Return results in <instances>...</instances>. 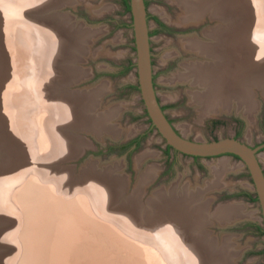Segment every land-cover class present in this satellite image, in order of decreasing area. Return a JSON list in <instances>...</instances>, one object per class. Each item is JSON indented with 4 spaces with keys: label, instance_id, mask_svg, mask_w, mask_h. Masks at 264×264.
I'll return each instance as SVG.
<instances>
[{
    "label": "rangeland",
    "instance_id": "1",
    "mask_svg": "<svg viewBox=\"0 0 264 264\" xmlns=\"http://www.w3.org/2000/svg\"><path fill=\"white\" fill-rule=\"evenodd\" d=\"M35 1L37 0H0V66L2 65L0 70L5 68L8 74H13L12 78L10 74H6V78H0V114L3 115H0V148H2V150L0 149V158L2 157L0 160L4 162L8 157L14 156L9 165L6 164L9 169H11V162L14 165V161L18 160L17 164H21L22 161L25 163L27 174L31 170L28 175L29 180H24L25 175L18 174L19 178L21 177L19 181L22 187L19 191L15 190L19 194L27 190L24 194L29 195L32 199L29 202L31 206H27L25 200L20 199L19 195L20 202L18 201V204L17 200L13 201L10 198L0 202V205L2 204L0 206V232L3 235L0 238V264H62V260H58L57 245L64 241L66 233H62L66 232L67 228L77 226L76 222L71 223V218L78 220L83 226L88 223V227L85 226L87 229L90 228L95 234L100 231L102 236L100 238L95 235L81 234L79 238L85 239L87 242L80 246L70 245V249L77 252V256L73 258L66 255L65 264H197L195 257L192 259L191 256L190 258L189 254L193 249L190 247L189 241L197 235L198 230L206 231L203 237H210L208 240L213 238L216 241L213 245L215 252L221 249L222 242L223 245H227L228 264H264V234H258L248 224L257 223L259 219L260 210L257 201L239 196L224 197L228 195V192L248 191L253 194L250 177L241 161L229 155L197 159L180 153L170 156L165 153V143L158 133L153 130L148 132L150 123L147 116L144 115L142 100L138 91L130 87L132 84H136L134 67L123 71L130 62L134 63L135 48L130 13L124 12L120 0H38L37 3ZM185 1L148 0L146 7L147 14L157 17L169 28L168 32L164 31L153 18H148L153 75L155 76L154 86L162 107H165L166 115L175 128L191 140L210 141L220 137L234 136H238L240 140L250 144L262 140L264 137V96L261 87L253 88L255 99L258 102L254 118L250 122L246 119L248 123L245 121L237 123L233 117L241 113L235 109L229 112L205 113L203 108L200 109L191 103L189 99L190 83L185 80L173 79V75L177 73L182 62L196 60V58L197 60L202 59L199 54L185 50L181 45L183 38L194 36L204 40L206 36H203V31H210L221 23L216 17H211V14H214V9L218 6L217 0L208 5L206 11L203 10L204 8L201 9V13L195 20H190L189 14L191 10H197L195 7L199 5V0ZM31 2L33 3L29 5ZM231 2V8L236 10V15L233 17L234 22L238 25L231 32V34L233 33L231 36H235L237 32L239 36L242 35V38L236 34L235 39L241 38L246 41L248 39L247 42H250L254 35L259 36L257 39L260 40L261 37L257 34L262 31L260 24L264 27V0H231ZM194 5L195 7H193ZM246 5H249V9ZM94 9L95 12H92ZM256 13L259 15L257 16ZM248 16L250 17L248 18ZM81 17L88 24L80 20ZM251 18L257 20L251 21ZM229 21H233L232 16L227 19L226 23H230ZM256 21L260 24L258 25ZM226 23L224 22V24ZM256 24L258 28H261V31L256 29ZM80 28L82 33L78 31ZM253 28L256 31L252 32ZM16 31H19L18 34L21 37L17 35ZM39 34H43L41 44L44 47V52L39 50L40 44L34 40V36L40 37ZM249 35H252L250 39ZM231 36L228 35L229 38ZM26 37H31V40ZM38 40L40 39L37 38ZM25 41L26 43H24ZM247 51L251 52V50ZM262 51L264 52V49ZM17 68L18 70H16ZM214 68L216 70V67ZM68 71L72 72L66 73ZM75 71L82 72L83 76ZM211 74L214 76L215 73ZM99 86H102L101 93L96 95L95 88ZM199 90L197 89V91ZM68 97L82 100L74 104L73 100ZM39 99L40 102L42 101L41 103ZM63 99L67 100V105L58 109L61 110L64 117L59 115L57 110H53L54 113L53 111L48 113L47 110L50 107L48 106V109L45 103L48 102V105L53 102L61 103ZM45 106L47 109H44ZM11 107L13 108L11 109ZM58 116L62 118L57 119ZM13 121L19 122H15L14 126ZM23 132L24 136H22ZM137 135H143L137 148H130L122 152L118 151V148V150L108 151L110 146L116 147ZM9 137H12L11 141ZM44 138L47 139L46 143L43 141ZM59 139L63 140L60 150L62 143H58ZM13 143L15 148H18L17 151L13 147ZM25 143L28 146H25ZM28 151L30 152L28 153ZM262 152L264 149L259 154ZM111 153H116L117 156H112ZM144 153L146 155L138 159ZM17 155L19 159H22H20L21 161L17 159ZM2 161L0 175L6 170L5 162L2 163ZM91 162H94L93 167L96 171L100 170L102 173H104L103 169L117 165V168L111 171L113 173L111 177L119 178L118 180L121 181L120 185L112 183L116 190L108 198L109 200H104L103 196L96 192H94L95 200L90 201L89 199V192L87 193L85 189L91 186L90 180L92 179H83V173ZM222 162H226L228 166L217 178H213L211 169L215 168L214 165ZM262 165L264 166L263 163ZM149 166L156 168L154 174L152 178L148 179L149 181L142 184V187L139 186V189L138 181L141 174ZM10 182V180H5L3 184H0V188L3 186L1 195H7L12 191ZM170 187L176 190L173 196L164 194L165 189ZM39 194L48 196L49 202L42 203V208L46 209L47 203L48 205L53 203L51 206L55 207V210H52L54 212L61 211L62 208L59 209V206L65 203L64 207L66 208L62 210L64 214L52 213L50 209L45 217L41 216L39 212L40 218L37 217L31 222L28 217L24 218V215L10 218L8 215L11 216V214L7 215L5 212L7 209L25 212L29 208H32L33 211V208L41 207L40 204L34 203L37 202ZM193 194L195 201L198 202L194 205L204 207L205 214L210 215L209 213L212 214L218 207L223 209L232 204L238 206V213L226 221L213 220L210 223L201 214V217L204 218L196 221L198 228L194 229L192 225H189L187 216L190 213H188L191 208L190 201L185 200L186 198L190 199ZM56 196L61 200L57 210L56 204L59 201L56 200ZM62 197L65 201L61 199ZM174 199L185 200L187 210H179L178 207L176 209L174 205L173 215L172 210L167 207L169 204L166 206V200ZM158 200L164 201L161 209H158L159 213L163 215L170 211L174 217L173 220L168 219L166 215L161 218L157 212L158 215H155V211H153L155 205L153 204L154 202L160 204ZM6 201L8 202L6 203ZM78 202L80 204L77 206ZM32 204L38 206L32 207ZM73 205L76 206L74 210H72ZM2 207H5L6 210ZM80 207H82V214L78 211ZM132 207L136 210L133 211ZM3 209L5 211L2 212ZM67 209L70 210V213ZM54 214L62 215L60 219L64 220L63 225H59L60 230L63 228V232L59 233L61 236L63 235V240L59 244L58 237L60 235L53 230L58 217ZM148 214L152 215L151 218ZM29 215L30 213L26 216ZM84 217L86 218L84 219ZM18 218L30 221L17 222L20 220ZM167 220L171 222V225ZM27 222L29 225L26 224ZM24 224L29 226L26 230H32L30 235L21 230V228H25L22 227ZM14 226L19 227L16 229ZM43 228L47 229L48 237L51 235L49 238H45V233H42ZM8 229L11 231L9 232ZM118 229L120 230L118 231ZM20 230L23 234L26 233V238L29 236L28 239L19 237V235H23ZM120 232L121 234H118ZM7 233L10 234L6 235ZM14 235L20 239L18 240V237ZM21 239H24L23 243L19 242ZM213 239L212 241H214ZM22 244L25 247L29 246L24 247L23 251ZM44 244L45 247L47 246L46 249ZM88 244L94 246L95 250L88 249ZM25 249L30 252L28 255V251L26 252ZM21 255H24L25 258Z\"/></svg>",
    "mask_w": 264,
    "mask_h": 264
},
{
    "label": "bare ground",
    "instance_id": "2",
    "mask_svg": "<svg viewBox=\"0 0 264 264\" xmlns=\"http://www.w3.org/2000/svg\"><path fill=\"white\" fill-rule=\"evenodd\" d=\"M63 1V0H62ZM184 1V0H183ZM187 1V0H186ZM185 1V2H186ZM191 1H193V0H191ZM198 1V0H197ZM213 1L214 0H199V5L197 6V7H195V5H197V4H195L193 7H195V8H197V10H191L190 11V14H189V18H190V20H195V18H197V16H198V14L199 13H201L200 12V10L201 9H203V10H205L206 11V7L208 6V5H210L211 3H213ZM218 1V6H216V8L214 9V14H211V17H216L221 23H223V24H221V23H219V25H217V26H215L213 29H211L210 31H208V30H205V31H203V36H206L205 38H204V40H200V39H198V38H196V37H194V36H188V38H183V41H182V44L181 45H183V47L185 48V50L186 51H193V52H195L196 54H199L200 56H202L201 58L202 59H198L197 60V58H196V60L194 59V58H192V59H194V60H189V61H184V62H182L181 63V65H180V68H179V70H177V73H175L174 75H173V79L174 80H176V79H180V80H185L186 82L188 81L189 83H190V85H191V89L189 90V99H190V101H191V103L193 104H195L198 108H200V109H202V110H204V112L205 113H216V112H218L219 113V111H226V112H229L230 110H233V109H235L237 112H239V113H241L242 115H244L245 117H246V119L250 122V120H252L253 118H254V115H255V111H256V109H257V106H258V102H257V100L255 99V91H254V87H256V86H259V87H261V92H262V95L264 96V52L262 51L263 49H264V27H263V25H261L260 24V22H258L257 23V21H256V23L259 25L260 24V26H262V31H261V28H258V25H257V28H256V25H255V28L257 29V30H259V31H261V33H258L257 35H260V37H261V39L259 40V39H257V37H259V36H254L253 35V37H255L254 38V40L251 42V40H252V38H251V40H250V42H247L248 41V39H247V41L245 40V39H241L242 38V35L241 36H239L238 34H237V32H236V34L238 35V37H241L240 39H235L236 37V34H235V36H231L232 34H231V32H233L234 31V29L235 28H237L238 27V25H236L235 24V19L233 18L235 15H236V10L234 9V8H231V4H232V2H231V0H217ZM236 1V0H235ZM238 1V0H237ZM243 1V0H242ZM38 2V0L37 1H35V3H37ZM41 2V1H40ZM39 2V3H40ZM48 2V1H47ZM65 2V1H64ZM29 3V2H28ZM33 2H31L29 5H31ZM246 3V2H245ZM194 4V3H193ZM248 4V3H247ZM37 5V4H36ZM39 5V4H38ZM42 5V4H41ZM185 5H187V4H185ZM233 6V5H232ZM235 6V5H234ZM243 6H244V4H243ZM247 6V8L249 9V5H246ZM253 6V5H252ZM251 6V7H252ZM33 7H34V4H33ZM183 7V6H182ZM184 8H185V6H184ZM26 9H27V7H26ZM185 9H187V8H185ZM189 9V8H188ZM193 9V8H192ZM92 12H95V9L94 10H92ZM187 12V11H186ZM247 12V11H246ZM257 14V13H256ZM256 14H255V16H256ZM259 14H257V16H258ZM202 16V15H201ZM232 16V19H233V21H229L230 23H226V21H227V19L228 18H230ZM247 16V15H246ZM255 16H253L254 18H255ZM250 16H248V18H249ZM253 18V19H254ZM257 18V17H256ZM253 19L251 18L250 20L251 21H253ZM261 19V18H260ZM197 20V19H196ZM245 20H247V19H245ZM254 20H257V19H254ZM259 20V19H258ZM264 20V19H263ZM261 21V20H260ZM179 22V21H178ZM224 22L226 23V24H224ZM243 23V22H242ZM252 23V22H251ZM245 24H247V23H245ZM82 28V27H81ZM80 28V29H81ZM255 28H253L254 30L252 31V32H254V31H256V29ZM78 30V31H80V33H82L81 31H82V29L81 30ZM83 30H85V29H83ZM231 30V31H230ZM239 30V29H238ZM242 30V29H241ZM240 30V31H241ZM244 30V29H243ZM248 30H251V29H248ZM10 31H11V29H10ZM11 32H13V31H11ZM17 32V35L19 36V31H16ZM258 32V31H257ZM14 33V32H13ZM85 33V32H84ZM27 34V33H26ZM241 34H242V32H241ZM11 35V34H10ZM25 35V34H24ZM43 35V34H42ZM42 35H40L39 34V36L41 37H36V36H34L35 38H34V40H36V42H38L39 44H40V47H39V50L41 51V52H44L43 51V45L41 44V39H43L42 37ZM81 35V34H80ZM228 35L229 36H231L230 38L228 37ZM8 36V35H7ZM32 36V35H31ZM248 36V35H247ZM250 36H252V35H249V39H250ZM19 37H21V36H19ZM82 37V36H81ZM22 38H23V36H22ZM27 38V37H26ZM30 40H31V37H28ZM27 38V39H28ZM37 38H39L40 40H38L37 41ZM244 38V37H243ZM25 40V39H24ZM182 40V39H181ZM33 41V40H32ZM35 42V41H34ZM35 42V43H36ZM21 43V42H20ZM24 43H26V41L24 42ZM10 44V43H9ZM262 49V50H261ZM23 50V49H22ZM247 50H251V52H249V51H246ZM18 51V50H17ZM36 51V50H35ZM26 52H27V50H26ZM26 55V54H25ZM25 59V58H24ZM28 61V60H27ZM26 61V62H27ZM13 62V61H12ZM27 65V64H26ZM2 66V65H1ZM0 66V67H1ZM25 66V65H24ZM11 67V66H10ZM9 67V68H10ZM214 67H216V70H214L215 68ZM16 70H18V68L16 69ZM15 70V71H16ZM24 70V69H23ZM77 70V69H76ZM28 72V71H27ZM72 71H68V72H66V73H71ZM75 72H77V71H75ZM215 73L214 74V76H213V74H211V73ZM210 73V74H209ZM6 74H8L6 71H5V68H2L1 70H0V78H2V77H4V78H6ZM10 74V77H11V75L13 76V74H11V73H9ZM8 74V75H9ZM28 74V73H27ZM26 74V75H27ZM76 74V73H75ZM77 74H79V75H82V72H77ZM17 75V74H16ZM33 75V74H32ZM65 75V74H64ZM71 75V74H70ZM83 76V75H82ZM9 77V76H8ZM12 78V77H11ZM32 78V77H31ZM3 81V80H2ZM5 81H6V79H5ZM7 81H8V83H9V80H8V78H7ZM8 83H7V85H8ZM11 83V82H10ZM101 84V83H100ZM10 86V85H9ZM15 86V85H14ZM29 86V85H28ZM258 87V88H259ZM101 88H102V86H99V87H97V88H95V92H97V94L96 95H98L99 93H101ZM197 89H200L199 91H197ZM15 96V95H14ZM29 96V95H28ZM66 98V97H65ZM69 98V97H68ZM70 100H73V103L74 104H77V102L79 103V101L80 100H82V99H80V98H76V97H74V98H69ZM39 102H40V99H39ZM42 102V101H41ZM40 102V103H41ZM32 103V102H31ZM43 103H45L44 101H43ZM35 104V103H34ZM45 105H47V108L49 109V107H50V109L49 110H47L48 111V113H49V111H53V110H57V111H59V112H57V113H59V115H61V116H63L62 114V112H61V110H59L58 108H60V107H63L64 105H67V100L66 99H63V101L61 102V103H59V102H53V104H51V105H48V102H47V104L45 103ZM44 106V105H43ZM49 106V107H48ZM27 107H28V105H27ZM13 107H11V109H12ZM17 108V107H16ZM20 108V107H19ZM46 108V106L44 107V109ZM46 108V109H47ZM54 108V109H53ZM8 111V110H7ZM43 111V110H42ZM55 111H53V113H54ZM41 113V112H40ZM47 113V114H48ZM113 113V112H112ZM8 114V113H7ZM46 114V113H45ZM67 114V113H66ZM0 115H2V114H0ZM19 115V114H18ZM17 115V116H18ZM21 115V114H20ZM19 115V116H20ZM51 115V114H50ZM54 115V114H53ZM3 116V115H2ZM7 116V115H6ZM24 116V115H23ZM22 116V117H23ZM29 117H30V115H28ZM37 116V115H36ZM55 116H57V115H55ZM61 116H58L57 117V119L60 117V118H62ZM1 117V116H0ZM34 117V116H33ZM54 117V116H53ZM64 117V116H63ZM77 117V116H76ZM14 118V117H13ZM21 118V117H20ZM22 119V118H21ZM41 119V118H40ZM36 120V119H35ZM61 120V119H60ZM16 121H13V125H14V123H15ZM17 122H19V121H17ZM16 122V123H17ZM22 122V121H21ZM62 122V121H61ZM11 124V123H10ZM25 124V123H24ZM16 125V124H15ZM14 125V126H15ZM33 125V124H32ZM43 125V124H42ZM6 126H8V125H6ZM28 126V125H27ZM27 126H24V127H27ZM4 129V128H3ZM12 129V128H11ZM17 129V128H16ZM7 130V129H6ZM9 130V129H8ZM13 130V129H12ZM20 130V129H19ZM18 130V131H19ZM42 130V129H41ZM17 131V132H18ZM21 131V130H20ZM19 131V132H20ZM28 131V130H27ZM7 132V131H6ZM13 132V131H12ZM36 133V132H35ZM19 134V133H18ZM17 134V135H18ZM28 134V133H27ZM34 134V133H33ZM33 134H31V135H33ZM22 135V134H21ZM39 135H40V133H39ZM45 135V134H44ZM15 136V135H14ZM22 136H24V132H23V135ZM17 137V136H16ZM10 138H12V137H9V140H10ZM33 138V137H32ZM41 138V137H40ZM24 139V138H23ZM29 139V138H28ZM46 138H44V142L46 143L47 142V139L45 140ZM22 140V139H21ZM26 140V139H25ZM57 140V139H56ZM11 141V140H10ZM23 141V140H22ZM29 141V140H28ZM59 141L60 142H58V143H62V144H60V148H59V150L62 148V146H63V140L62 139H59ZM17 142V141H16ZM43 142V143H44ZM69 142V141H68ZM2 143H4V142H2ZM15 143V142H14ZM12 144L13 145V147L15 148V144ZM8 144V143H7ZM11 144V143H10ZM18 144V143H17ZM41 144V143H40ZM24 145V144H23ZM27 144L25 143V146H26ZM30 146L32 145V144H29ZM0 146H1V144H0ZM28 146V145H27ZM6 147V146H5ZM79 147V146H78ZM30 148H32V147H30ZM35 148V147H34ZM45 148V147H44ZM1 150H2V148H0ZM17 149L18 148H15V150L17 151ZM28 149V148H27ZM10 150V149H9ZM21 150V149H20ZM24 150V149H23ZM78 150H79V148H78ZM12 151H14V150H12ZM19 151V150H18ZM42 151V150H41ZM15 152V151H14ZM26 152V151H25ZM30 151H28V153H29ZM50 152H52V151H50ZM6 153V152H5ZM60 153V152H59ZM79 153V152H78ZM18 154V153H17ZM31 154H33V152H31ZM44 154V153H43ZM42 154V155H43ZM58 154V153H57ZM9 155V154H8ZM11 155V154H10ZM28 155V154H27ZM54 155V154H53ZM144 155H146V153H144L143 155H141L140 157H138V159H140V158H142ZM2 156V155H1ZM13 156V155H12ZM56 156V155H55ZM7 157V156H6ZM14 157V156H13ZM11 158V157H8V159H6V160H4V162L2 161V160H0V165H1V161H2V163H4L5 165H4V167H5V171H3L2 173H1V175H0V184H3V182H5V180L6 181H8V180H10L11 182L10 183H12V187H10L11 188V190L12 191H10V193H8L7 195H1V193H2V187L0 188V202L2 201V200H6V199H12L13 201L15 200H17V204H18V201L20 200V199H22L23 201L25 200V203H26V205L28 206V205H30L31 206V204L29 203L30 202V200L32 201V199H31V197L28 195V196H26L24 193L27 191V190H25V192L24 193H18V191L19 190H21V187H22V185L20 186V181H19V179L21 178H19V175L18 174H23L22 176H24L23 178H24V180H29V178H28V175L31 173V170L29 171L30 173L29 174H27V171H25L27 168L25 167V163H23V161H22V163L20 164H17L16 162L18 161H14V165L12 164V162H11V169H9L8 167H7V165L6 164H8L9 165V163H10V161H11V159L13 160L14 158ZM2 158V157H1ZM0 158V159H1ZM38 158V157H37ZM259 158H260V161L264 164V152H262V153H260L259 154ZM4 159V158H3ZM17 159H19L18 158V155H17ZM21 159V158H20ZM19 159V160H20ZM44 159V158H43ZM22 160V159H21ZM20 160V161H21ZM28 160V159H27ZM143 160V159H142ZM8 163H7V162ZM29 161H31L30 159H29ZM19 162V161H18ZM28 162V161H27ZM94 163V162H93ZM93 163L91 162V163H89L88 165V169H86V170H84V173H83V179L84 178H88V179H92V180H90V182L92 183L91 184V186H88L87 187V189H85V190H87V193L89 192V194L88 195H90V201H94L95 200V198L94 197H96V196H94V192H96V193H98V195H102L103 196V198H104V200H107L109 197H111V195H112V193L114 194L115 193V190H116V188L113 186V184H115V185H118V183H119V185H120V181L121 180H118V179H113L111 176H113V173L111 172V171H113L115 168H117V165H115V167H107V168H105V169H103L102 171H104V173H102L100 170H98V172L96 171V169L93 167ZM35 164V163H34ZM138 164H139V162H138ZM91 165V166H90ZM215 166V168H213V169H211V172H212V174H213V178L215 177V178H217L218 177V175H220L222 172H223V170L225 169V167L226 166H228L227 164H226V162H222V163H218V164H216V165H214ZM2 167V166H1ZM33 168V167H32ZM7 169H9V170H7ZM95 169V170H94ZM154 169H156L154 166H149L148 168H147V170L145 171V172H143L142 174H141V178L139 179V185H138V188H139V186H141L142 187V184H144L145 182H147V181H149L148 179H150V178H152V175L154 174ZM2 171V170H1ZM7 171V172H6ZM14 171V172H13ZM32 173H33V171H32ZM42 173V172H41ZM34 174V173H33ZM43 175V174H42ZM40 176H41V174H40ZM39 176V177H40ZM60 178H62L61 176H59ZM140 177V176H139ZM46 178V177H45ZM5 179V180H4ZM101 180V185H100V180ZM124 179V178H123ZM32 180V179H31ZM43 180V179H42ZM59 180V179H58ZM89 181V180H88ZM220 181V180H219ZM8 183V182H7ZM113 183V184H112ZM8 185V184H7ZM6 185V186H7ZM5 186V187H6ZM41 188H42V186L41 185H39ZM4 187V188H5ZM25 187V186H24ZM7 188V187H6ZM44 188V187H43ZM204 188H206V187H204ZM15 189H18V191L17 190H15ZM26 189V188H25ZM140 189V188H139ZM185 189V188H184ZM192 189V188H191ZM201 189H203V188H201ZM45 190V189H44ZM121 190V189H120ZM186 190H187V188H186ZM204 190V189H203ZM16 191H17V193H16ZM41 191H42V189H41ZM47 191V190H46ZM98 191V192H97ZM137 191H138V189H137ZM175 191L176 190H174V188L173 187H170V188H166L165 189V195H172L173 196V194L175 193ZM84 192H86V191H84ZM118 192V191H117ZM122 192V191H121ZM185 192H187V191H185ZM39 193V192H38ZM49 193V192H48ZM36 194V193H35ZM42 194V193H41ZM123 194V193H122ZM20 196V199L18 200V198H19V196ZM59 195V194H58ZM159 195V194H158ZM37 196V195H36ZM52 196V195H51ZM84 196H85V194H84ZM118 196V195H117ZM120 196V195H119ZM122 196V195H121ZM124 196V195H123ZM35 197V196H34ZM48 196H46V195H40L39 194V197L37 198V202H34V203H37V204H42V203H44L45 201H47V202H49L48 201V198H47ZM55 197V196H54ZM195 197V195L193 194L191 197H190V199H185V200H187V201H190L189 202V205H191V208H189L190 210L188 211V213H189V215H187L188 216V219H189V225H192L193 227H194V229L195 228H198V225L196 224V221L198 220V219H203L204 217H206V220H207V222L208 223H210V222H212L213 220H216V221H222V220H227L229 217H234L237 213H238V206L236 207V205H234V204H232V205H229V206H225V208H223V209H220V208H218V209H216V211L215 212H213L212 214L211 213H209L210 215H208V213H206L205 214V212H204V207L203 208H201L202 206H199L198 207V205H197V207L194 205V204H197L198 202L197 201H195L196 199L194 198ZM86 198V197H85ZM116 198V197H115ZM159 198V197H158ZM174 198V197H173ZM36 199V198H35ZM41 199V200H40ZM62 200H64L65 201V199H64V197H62L61 198ZM70 200H71V198H69ZM22 200H21V202H22ZM56 200L57 201H59V203H57L56 204V210H57V207L60 205V199L59 198H57V196H56ZM109 200V199H108ZM185 200H177V199H174V200H166V206L169 204V206H167L170 210H172L171 212H172V214L174 215V213H173V209L175 208V206H176V209H177V207H178V209L180 210H183V211H185V210H187V204H185L186 202H185ZM9 201V200H8ZM8 201H6V203L8 202ZM36 201V200H35ZM40 201V202H39ZM67 201H69V200H67ZM3 202V201H2ZM12 202V201H11ZM20 202V201H19ZM39 202V203H38ZM55 202V201H54ZM84 202V201H83ZM151 202H153V201H151ZM151 202H150V204H151ZM158 202H160V200H158ZM162 202H164V201H162ZM162 202H160V204H155L156 202H154V204L153 205H155V206H153V208H154V210H153V208H152V210L153 211H155L154 213H155V215L157 216L158 214H160L159 213V211H158V209H161L160 207H162ZM171 202V203H170ZM6 203H4V204H6ZM27 203H29V204H27ZM33 203V204H34ZM70 203V202H69ZM69 203H67V204H69ZM112 203H114V202H112ZM112 203H111V205H112ZM20 204V203H19ZM22 204V203H21ZM23 204H24V202H23ZM32 204V205H33ZM51 204H53V203H51ZM51 204H49L50 206H51ZM80 203L78 202L76 205L78 206ZM82 204V203H81ZM2 205V204H1ZM0 205V206H1ZM9 205V204H8ZM43 205V204H42ZM42 205H41V207H37V206H35V205H33L32 207H37V208H33V211H32V208H29V209H27V210H25V212H21L20 210L18 211V212H16L17 211V209H16V211L13 209H7L6 210V208L5 207H2V208H5V210L3 209L2 210V212L3 211H5V212H7V215L8 214H11V216L10 215H8L10 218L13 216V218H15V216H17L18 215V217L20 216V215H24V218L26 217H28V219H30L31 220V222L33 221V220H35V218H40L39 216H40V214H41V216H44L45 217V214H47V213H49V210L51 209H54L55 210V207H53V206H49L48 205V203H47V206H49V207H47L46 206V209L45 208H42ZM55 205V204H54ZM64 205H65V203L63 204V205H60L59 207V209H61L62 208V210H63V208H66V207H64ZM109 205V204H108ZM175 205V206H174ZM16 205H14V207H15ZM19 206H21V205H19ZM24 206V205H23ZM70 206V205H69ZM101 206H102V204H101ZM220 206V205H219ZM7 207V206H6ZM22 207V206H21ZM1 208V207H0ZM12 208V207H11ZM15 208H17V207H15ZM19 208V207H18ZM74 208H76V206H74L73 205V208H72V210H74ZM81 208V209H80ZM79 209H78V211L80 212V214H82V207H80ZM98 208V207H97ZM112 208V207H111ZM156 208V209H155ZM166 208V207H165ZM110 209V208H109ZM150 209H151V206H150ZM201 209H203V210H201ZM56 211V212H60V214H64L63 213V211ZM95 210V209H94ZM112 210V209H111ZM114 210V209H113ZM132 210L134 211V210H136L134 207H132ZM166 210H167V208H166ZM178 210V211H179ZM1 211V210H0ZM67 211H68V209H67ZM70 211V210H69ZM68 211V212H69ZM241 211V210H240ZM39 212H40V214H39ZM54 211L52 210V213H53ZM56 212H54V213H56ZM95 212H97V211H95ZM94 212V213H95ZM120 212V211H119ZM125 212V211H124ZM158 214H157V213ZM161 212V211H160ZM168 213H164L163 215H161L160 217L161 218H163L165 215H166V217L168 218V219H170V220H173L174 219V217L171 215V212L170 211H167ZM181 212V211H180ZM203 212V213H202ZM243 212V211H242ZM30 213V217L29 216H26L27 214H29ZM70 213V212H69ZM68 213V214H69ZM100 213V212H99ZM121 214H122V212H120ZM132 213V212H131ZM152 213V212H151ZM184 213V212H183ZM60 214H54V215H56V217H57V219H59V220H55V226L53 227V230L55 231V232H57L58 234L60 233H62L63 232V228H62V230H60L59 228V225L61 224V225H63V221L64 220H62V219H60L61 218V216L62 215H60ZM97 214V213H96ZM95 214V215H96ZM124 214V213H123ZM126 214V213H125ZM201 214L204 216V217H201ZM4 215H5V213H4ZM39 215V216H38ZM88 215V214H87ZM87 215H85L86 217H87ZM90 215V214H89ZM106 215V214H105ZM109 215V214H108ZM243 215V214H242ZM21 216V217H22ZM50 216V215H49ZM104 216V215H103ZM148 216H149V214H148ZM147 216V217H148ZM152 216V215H151ZM151 216H149L150 218H151ZM155 216V217H156ZM183 216V215H182ZM6 217V216H5ZM74 217H76V216H74ZM86 217H84V219L86 218ZM93 217V216H92ZM91 217V218H92ZM184 217V216H183ZM239 217V216H238ZM24 218H18V219H20V220H16L17 222H19V221H21V220H24V221H21L22 223H25V221H28V220H25ZM34 218V219H33ZM42 218V217H41ZM47 218H48V216H47ZM46 218V219H47ZM50 218H51V216H50ZM90 218V217H89ZM101 218H102V215H101ZM45 219V218H44ZM75 219V218H74ZM104 219V218H103ZM130 219H132V218H130ZM137 219V218H136ZM149 219V218H148ZM11 220V219H10ZM29 220V221H30ZM39 220V219H38ZM43 220V219H42ZM41 220V221H42ZM48 220H50V219H48ZM106 220V219H105ZM108 221H109V219H107ZM133 220V219H132ZM177 220V219H176ZM184 220V219H183ZM28 221V222H29ZM40 221V222H41ZM71 223H75V224H77V226L75 225V227L73 228V227H69V228H67L66 229V232H63L62 234H64V233H66V235H64V237H65V239H64V241H62L63 240V235L61 236L60 234V236L58 237V239H60V241L58 242V244L59 245H57V248H58V250H59V254H58V252H57V254H58V260H62V264H65L66 263V261H65V256L66 255H68V256H70V257H76L77 256V252H74V251H72L71 249H70V245H72V244H76V245H82L84 242H87V240H85V239H82V238H79V236L81 235V234H90V236L91 235H95V236H97V237H100L101 238V236H102V232H100L101 233V235L99 234V232H97L98 234H95L92 230H90V228L89 229H87V224L85 225V226H87V227H85V226H83V225H81V222H79L78 220H72V218H71ZM83 221V220H82ZM88 221V220H87ZM102 221V220H101ZM168 221V220H167ZM180 221V220H179ZM224 221V222H225ZM230 221V220H229ZM15 222V221H14ZM28 222L26 223V224H28ZM36 222V221H35ZM38 222V221H37ZM40 222H38V223H40ZM43 222V221H42ZM45 222V221H44ZM47 222V224H48V221H46ZM50 222H51V220H50ZM49 222V223H50ZM91 222V221H90ZM96 222V221H95ZM107 222V221H106ZM173 222V221H172ZM13 223V222H12ZM34 223V222H33ZM38 223H37V225H38ZM108 223V222H107ZM136 223H137V221H136ZM168 223H169V225H171V222H169L168 221ZM20 224V223H19ZM19 224H17V225H19ZM26 224H24V226H22V227H25L24 229H22L21 228V230L23 231L24 230V232H27V233H29V235H30V232L32 231H28V230H26V228L28 227L29 228V226H26ZM30 224H32V223H30ZM47 224H45V225H47ZM186 224V223H185ZM15 225H16V223H15ZM22 225V224H21ZM29 225V224H28ZM33 225V224H32ZM41 225V224H40ZM187 225V224H186ZM185 225V226H186ZM20 226V225H19ZM19 226H17V227H19ZM35 226H36V224H35ZM44 225L42 224V227H43ZM48 226V225H47ZM52 226V225H51ZM90 226V225H89ZM105 226V225H104ZM109 226V225H108ZM188 226V225H187ZM8 227V226H7ZM14 227H16V226H14ZM17 227H16V229H17ZM32 227V226H31ZM39 227V226H38ZM103 227V226H102ZM106 227V226H105ZM111 227H113V226H111ZM192 227V228H193ZM48 228V227H47ZM191 228V227H190ZM10 229V228H9ZM8 229V230H9ZM20 229V228H19ZM18 229V230H19ZM32 229V228H31ZM35 229V228H34ZM50 229V228H49ZM91 229H92V227H91ZM100 229V228H99ZM108 229H110V228H108ZM13 230H15L14 228H13ZM18 230H16L17 232H18ZM20 230V231H21ZM51 230V229H50ZM49 230V232H51ZM102 230V229H101ZM120 229H118V231H119ZM11 230H9V232H10ZM21 231V232H22ZM60 231V232H59ZM139 231V230H138ZM163 231V230H162ZM166 231V230H165ZM200 231V232H199ZM15 231H13V234H15L14 233ZM34 232V231H33ZM38 232H39V230H38ZM41 232V231H40ZM115 232H117V231H115ZM122 232V231H121ZM121 232L120 233H118V234H121ZM37 233V232H36ZM42 233H45V235H46V237L45 238H47L48 236L47 235H49V234H47L48 233V231H47V229H44L43 228V230H42ZM53 233V232H52ZM105 233V232H104ZM107 233V232H106ZM112 233V232H111ZM123 233V232H122ZM139 233H140V231H139ZM138 233V234H139ZM3 234H5L4 232H3ZM8 234H10V233H7L6 235H8ZM17 234V233H16ZM20 234V233H19ZM22 234H23V232H22ZM32 234V233H31ZM38 234V233H37ZM36 234V235H37ZM196 234L197 235H195L196 236V238H195V236L194 237H192L191 238V240L189 241V243H190V247H192V249H193V251L192 252H190V258H191V256H192V259L195 257V262L197 263V264H228V259H227V256H228V254H227V251H226V248H227V245H223V242L221 243V249L220 250H216V252L213 250L214 248H213V245H215V243L214 242H216L213 238H211L210 240H208L209 238H207V237H203V235L205 236V234H206V231H201V230H198L197 232H196ZM24 235H25V237H24ZM100 235V236H99ZM111 235V234H110ZM208 235V234H207ZM3 235H2V232H0V238L2 237ZM15 237L17 236V235H14ZM51 236V235H50ZM49 236V237H50ZM105 236V235H104ZM103 236V237H104ZM114 236V235H113ZM171 236V235H170ZM170 236H168V237H170ZM13 236H12V234H11V238H12ZM18 237V236H17ZM19 237L20 238H25V239H28V237L26 238V233H24L23 235H19ZM18 237V240L20 239ZM48 237V238H49ZM53 237V236H52ZM164 237V236H163ZM167 237V236H166ZM165 237V238H166ZM225 237V236H224ZM10 238V237H9ZM10 238V239H11ZM36 238V237H35ZM41 238H43V237H41ZM55 238V237H54ZM4 239V238H3ZM6 239H8V238H6ZM17 239V238H16ZM34 239V238H33ZM37 239V238H36ZM212 239L214 240V241H212ZM9 240V239H8ZM12 240V239H11ZM24 240V239H23ZM22 239L19 241V242H22L23 241ZM208 240V241H207ZM1 241V240H0ZM17 241V240H16ZM16 241H12V242H16ZM30 241V240H29ZM8 242V241H7ZM26 242V241H25ZM28 242V241H27ZM56 242V243H57ZM23 243V242H22ZM28 244H29V242H28ZM23 245V244H22ZM41 245V244H40ZM47 245V244H46ZM170 245V244H169ZM14 246V245H13ZM27 247L29 246V245H26ZM44 247H45V244L43 245ZM8 247V246H7ZM21 247V246H20ZM23 247V248H22ZM21 248H22V250L24 251V247H25V245H23ZM27 247H25V248H27ZM47 247V246H46ZM46 247H45V249H46ZM216 247V246H215ZM20 248V249H21ZM43 248V247H42ZM29 249V248H28ZM28 249H25L26 250V252L28 251ZM88 249H92V250H95V247L94 246H92L91 244H88ZM87 249V250H88ZM92 250H89V251H92ZM20 251V250H19ZM22 251V252H23ZM30 252L28 251V253H27V255L29 254ZM22 254V253H21ZM37 254H39V253H37ZM41 254V253H40ZM52 254H54V253H52ZM9 255V254H8ZM20 255V254H19ZM27 255H25L26 256V258H27ZM12 256V255H11ZM22 256V255H21ZM24 256V255H23ZM22 256V257H23ZM48 256V255H47ZM51 256H53V255H51ZM7 257V256H6ZM23 258H25V257H23ZM188 258V257H187ZM5 259V258H4ZM192 259H191V261H192ZM25 260H27V259H25ZM32 260V259H31ZM57 260V259H56ZM233 260V259H232ZM5 261V260H4ZM3 261V262H4ZM8 261V260H7ZM11 261V260H10ZM46 261V260H45ZM185 261H186V259H185ZM190 261V262H191ZM22 262H24L23 260H22ZM22 262H20V263H22ZM27 262V261H26ZM9 264V263H8ZM24 264V263H23Z\"/></svg>",
    "mask_w": 264,
    "mask_h": 264
},
{
    "label": "water",
    "instance_id": "3",
    "mask_svg": "<svg viewBox=\"0 0 264 264\" xmlns=\"http://www.w3.org/2000/svg\"><path fill=\"white\" fill-rule=\"evenodd\" d=\"M129 6L135 48L134 70L136 72V84L138 85V93L147 113V118L154 126V131L158 133L165 145H170L183 155L205 158L232 154L239 157L245 170L250 175L252 192L257 197V205L260 210L257 223L264 230V172L255 153L258 147L251 148L245 142L233 137H220L210 141L191 140L183 136L175 128L166 115L165 109L162 108V103L158 99L154 86L149 21L145 0H129ZM80 20L87 23L83 17ZM110 155L117 156L116 153H111ZM228 194L231 195L233 193L228 192Z\"/></svg>",
    "mask_w": 264,
    "mask_h": 264
},
{
    "label": "flooded vegetation",
    "instance_id": "4",
    "mask_svg": "<svg viewBox=\"0 0 264 264\" xmlns=\"http://www.w3.org/2000/svg\"><path fill=\"white\" fill-rule=\"evenodd\" d=\"M158 24V23H157ZM164 24V23H163ZM165 25V24H164ZM159 26V25H158ZM166 26V25H165ZM160 27V26H159ZM161 28V27H160ZM162 30H164V31H169V28L166 26L165 27V29H163L162 28ZM164 109V108H163ZM233 119H234V121L235 122H237V123H242V122H247V120H246V117L245 116H243L242 114H236V115H234V117H233ZM170 120V119H169ZM171 122V121H170ZM248 123V122H247ZM153 131H154V129H153ZM263 134H264V131H263ZM139 136H143V135H137V136H135L133 139H136V138H138ZM233 138H236V139H239L238 138V136H234ZM133 139H130L129 141H125V142H123V143H120V144H118L116 147H113V146H110L109 148H108V151H114V150H118V151H120V152H122V151H127V150H129L130 148H137L138 146H139V144H140V141H141V139H142V137H140L139 138V140H138V142L137 141H133L132 143H130V141L131 140H133ZM240 140V139H239ZM242 142H244L243 140H241ZM130 143V144H129ZM247 145H249L251 148H257V150L255 151V153L257 154V156H258V158H259V152L260 151H262L263 149H264V137L262 138V140H260V141H258V142H255L254 144H250V143H247V142H245ZM260 145H263V146H261V147H259ZM118 148V149H117ZM165 148H166V145H165ZM166 153V152H165ZM179 152L178 151H176V150H174L173 148H171L166 154L167 155H170V156H176L177 154H178ZM227 155H229V156H232V157H235V158H237V159H239V157H237V156H235V155H232V154H227ZM193 158H195V156H193ZM197 158H200V157H198L197 156ZM196 158V159H197ZM240 160V159H239ZM259 163H260V165L262 166V169H263V172H264V166L262 165V162L260 161V158H259ZM247 172V171H246ZM248 173V172H247ZM248 175H249V173H248ZM249 177H250V175H249ZM250 180H251V178H250ZM251 183H252V181H251ZM242 192H244V191H239V192H236V193H233V194H231V195H226V196H224V197H226V198H229V197H232V196H235V197H237V196H242V197H245V198H247L246 196H244L243 194H241ZM248 192V191H247ZM254 194V193H253ZM248 199V198H247ZM257 201V200H256Z\"/></svg>",
    "mask_w": 264,
    "mask_h": 264
},
{
    "label": "trees",
    "instance_id": "5",
    "mask_svg": "<svg viewBox=\"0 0 264 264\" xmlns=\"http://www.w3.org/2000/svg\"><path fill=\"white\" fill-rule=\"evenodd\" d=\"M120 2H121V5L123 7L124 12L129 13L130 12L129 0H120ZM147 4H148V0H145V6L146 7H147ZM147 17L148 18H150V17L153 18L158 23V25L161 28L165 29L166 26L159 19H157V17L152 16L150 14H147ZM149 35H150V32H149ZM133 67H134V63L133 62H130L127 65V67L123 69V71L128 70V69H131ZM153 80H155V76L154 75H153ZM130 87L133 88L134 90H137L138 91V85L137 84H132ZM162 108H165V107L163 106ZM144 115L147 116V113H146L145 110H144ZM148 122L150 123V120L149 119H148ZM153 129H154V126L150 123L149 124V128H148V132L152 131ZM140 137L143 138V136H139L138 138L131 140L130 143H132L133 141H137L138 142V140H139ZM171 148L172 147L170 145H166L165 152L167 153ZM195 158H197V156H195ZM241 194H243L244 196H246L251 201H256L257 200V197L254 194L250 193V192L244 191ZM248 224L250 226H252L257 231L258 234H261V235L264 234L263 227L260 226L258 223L251 222V223H248Z\"/></svg>",
    "mask_w": 264,
    "mask_h": 264
}]
</instances>
